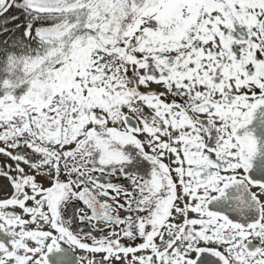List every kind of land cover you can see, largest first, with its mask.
Wrapping results in <instances>:
<instances>
[{"label":"snow or ice","instance_id":"obj_1","mask_svg":"<svg viewBox=\"0 0 264 264\" xmlns=\"http://www.w3.org/2000/svg\"><path fill=\"white\" fill-rule=\"evenodd\" d=\"M0 264H264V0H0Z\"/></svg>","mask_w":264,"mask_h":264}]
</instances>
